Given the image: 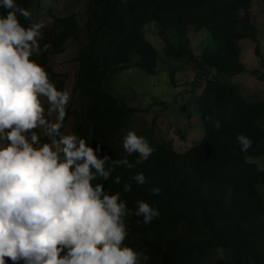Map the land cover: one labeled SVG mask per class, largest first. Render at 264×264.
<instances>
[{
  "label": "trees",
  "instance_id": "trees-1",
  "mask_svg": "<svg viewBox=\"0 0 264 264\" xmlns=\"http://www.w3.org/2000/svg\"><path fill=\"white\" fill-rule=\"evenodd\" d=\"M90 1L89 19L82 28L75 15L52 14L57 0H0V26L12 21L17 30L35 17H52V28L39 40L41 52L19 60L33 72H50L46 93L51 99L61 98L65 81L48 68L49 58L62 53L69 40L87 37L75 58L79 104L74 143L62 153L59 171L73 154H81L82 160L62 176L48 172L38 189L40 198L69 200L96 227L106 255L89 264H264V168L251 161L264 157V100L248 101L227 80L248 72L240 43L258 41L250 15L253 0ZM150 23L157 26L164 54L187 60L206 80L197 101L206 133L184 153L174 149L173 139H158L142 120L138 126L133 123L139 110L104 87L131 64L156 74L159 54L144 33ZM190 28L207 30L215 50L194 55L186 37ZM169 32L177 44L170 41ZM25 39L9 35L0 57ZM255 52L260 55L259 45ZM252 74L264 81L259 72ZM24 81L23 75L9 72L0 103ZM72 114L64 113L57 131ZM145 135L151 141L139 149L138 139ZM28 151L27 146L22 156ZM40 165H35L22 199L0 217V263L31 216L35 232L18 264L58 220L59 213L48 217L32 199Z\"/></svg>",
  "mask_w": 264,
  "mask_h": 264
},
{
  "label": "rangeland",
  "instance_id": "rangeland-1",
  "mask_svg": "<svg viewBox=\"0 0 264 264\" xmlns=\"http://www.w3.org/2000/svg\"><path fill=\"white\" fill-rule=\"evenodd\" d=\"M57 1L53 15H75L80 26L85 28L92 7L90 0ZM250 15L258 41L243 40L240 43L242 62L248 72L227 80L239 87L245 99L255 102L264 100V81L252 74V71H256L264 75V0H253ZM53 22L52 17L45 15L33 18L29 24L17 30L12 21L0 26V48L13 33L20 38L26 36L20 47L0 57V90L5 86L9 72L15 71L25 77L18 91L0 103V217L9 214L11 204L16 205L22 199L32 171L41 161L32 199L41 213L48 217L59 213V217L54 227L32 244L23 264H89V261L106 255L104 238L86 220L78 206L57 197L40 198L38 190L48 172L59 171L63 166L61 155L70 143H74L72 130L78 121L74 111L78 110L79 104V93L75 88L78 69L75 58L87 41L86 35L82 34L80 42L69 40L62 53L49 58L48 68L60 74L65 81L61 98H49L46 85L50 72L45 68L33 72L23 67L19 60L29 53L41 52L39 40L46 30L52 28ZM144 33L159 54L156 74L148 75L131 64L105 82L104 87L119 101L139 110L132 117L133 123L138 126L142 120L146 127L153 128L158 139L163 142L173 139L174 149L184 153L199 144L206 133L197 107L206 80L198 76L187 60H176L164 54L165 44L155 24H148ZM168 36L172 43L177 44L172 33L169 32ZM186 37L189 48L197 57L215 50L207 30L195 32L190 28ZM256 45H259L260 55L255 52ZM211 71L215 74L214 70ZM67 110L73 111V114L62 130L57 131V124ZM150 141L148 135L139 138L138 148L146 147ZM27 146L29 151L22 156ZM7 151L12 154H7ZM81 160V154L69 156L58 175L76 168ZM251 161L264 168V157ZM34 232L31 216L0 264H18L24 246L33 238ZM218 256L222 257L223 252L218 251Z\"/></svg>",
  "mask_w": 264,
  "mask_h": 264
}]
</instances>
